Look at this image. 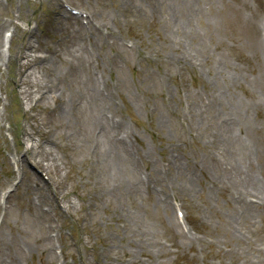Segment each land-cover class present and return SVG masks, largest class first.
Instances as JSON below:
<instances>
[{
	"label": "rangeland",
	"instance_id": "rangeland-1",
	"mask_svg": "<svg viewBox=\"0 0 264 264\" xmlns=\"http://www.w3.org/2000/svg\"><path fill=\"white\" fill-rule=\"evenodd\" d=\"M0 26V264H264V0H0ZM27 41L47 66L32 77L82 102L99 87L122 123L125 150L104 162L118 176L93 163L86 114L22 99ZM239 112L254 185L235 172L240 140L221 146ZM53 126L46 173L23 133Z\"/></svg>",
	"mask_w": 264,
	"mask_h": 264
},
{
	"label": "bare ground",
	"instance_id": "bare-ground-1",
	"mask_svg": "<svg viewBox=\"0 0 264 264\" xmlns=\"http://www.w3.org/2000/svg\"><path fill=\"white\" fill-rule=\"evenodd\" d=\"M162 1L165 5L167 4V0H162ZM14 25L17 28H19V25L17 24ZM0 44H1V39H0ZM40 49H41L40 47L38 46L35 47L29 41H27L24 44V47L18 50L15 55V59L18 64L16 81H18L19 93L22 99L26 100V102L28 103H31L32 101L37 102L39 100L46 102L51 101L55 103L54 107L52 108L49 107L48 109V112L52 114V117H55L59 114H64V115L69 114L70 116L79 112L86 114L89 118V121L92 123V129H91V134L90 135L88 134L86 136L85 144L87 148L89 144L92 153L95 157L93 163L101 162L102 163L101 165L109 166L110 162L119 161L125 150L123 148V144L120 143L123 136L122 134L119 135L120 134L119 130L121 128L122 123L119 124V122H114L112 120V116H110V118L107 116L108 111L106 112L104 109L106 104L104 100L105 98L103 93L99 90V87H95V84L93 83L91 89L87 88L85 92L87 91L89 98L88 96H85V98L83 99L84 101L82 102L79 99V97H77L76 95L82 97V95L85 94L73 92L72 96L69 99H67L66 98L67 95L65 93L66 89L60 88L57 82L49 83L48 81L42 79L41 76L38 75L39 72L35 73L34 76L32 77L34 73L33 71L41 70L44 72V70H46L47 67L45 61L39 64L42 56L36 54L35 52L38 50L40 51ZM49 51L53 52L56 51V49L50 48ZM53 58L57 59L56 56L52 55V59ZM52 59H51V63H52ZM261 65L262 66L260 67L259 74L264 78V58H263V63ZM260 88H263V92H264V87H262V85H260ZM34 91H37V93H33ZM31 97L33 98V100H31ZM231 115L234 116L233 119L231 118V120H229V122H232L231 124L234 125V128L232 129L231 125H227V124L224 126V129L226 127V130L223 132L224 136L222 137L224 139L222 140L224 144L221 146L223 147L224 152L230 153L229 150L232 149L231 146L235 142L232 140L231 137H235L236 142L240 140V143L242 144V148H243L242 152L244 153L243 154L241 153L239 160L235 163L237 165V167L235 168L236 170L235 172L236 173L243 172V174L246 173L248 178L247 181L251 182L252 185L256 181V174L252 168H249V171L251 172L248 173L247 169H244L245 166L243 165L248 161L253 160L252 154L254 152V147H253L254 142L251 141L249 135L247 134H245L244 138L240 136L241 125H242L240 123L244 118L245 119L248 118V114L247 113L243 114L242 112H239V113H232ZM237 125H239V128L237 127ZM235 126L238 128L239 135L234 134ZM251 126L252 124L249 125L248 129H250ZM55 131H56L55 126L49 128L48 130L47 129L38 130L37 133L40 137V140L38 142L32 140L31 132L25 131L23 133L24 138H26V140L30 142L27 143V148H26V154L29 155L28 159L32 161L34 165L38 166L46 173H48V171L51 170L52 168L54 169V171H58L59 169L57 157L53 153V147L59 146L57 141L53 139V135ZM106 133H109V135L107 136V139L104 142L103 138ZM111 134L114 135L113 140H111ZM116 137L118 138L116 139ZM261 141H262V145L264 146V135ZM105 161L109 162V164L104 163ZM238 164H240V166ZM91 166L93 165L91 164ZM109 168L110 171L112 172L111 174L118 176L117 171L119 167L111 168L109 166ZM239 170L241 171L239 172ZM244 183L247 184L245 181ZM69 204L70 203H68V205ZM47 242H49V240H47ZM133 260H135V257L132 254L126 255L120 258L121 261L120 264H127L128 262L126 261H132V264H134L135 261ZM97 264H104V263L102 261H99Z\"/></svg>",
	"mask_w": 264,
	"mask_h": 264
}]
</instances>
